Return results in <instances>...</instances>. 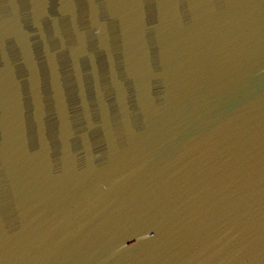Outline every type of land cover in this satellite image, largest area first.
<instances>
[{
  "label": "water",
  "instance_id": "obj_1",
  "mask_svg": "<svg viewBox=\"0 0 264 264\" xmlns=\"http://www.w3.org/2000/svg\"><path fill=\"white\" fill-rule=\"evenodd\" d=\"M0 264H264V0H0Z\"/></svg>",
  "mask_w": 264,
  "mask_h": 264
}]
</instances>
